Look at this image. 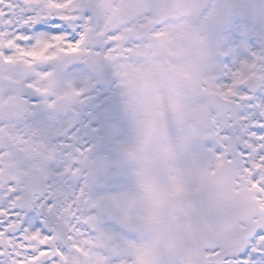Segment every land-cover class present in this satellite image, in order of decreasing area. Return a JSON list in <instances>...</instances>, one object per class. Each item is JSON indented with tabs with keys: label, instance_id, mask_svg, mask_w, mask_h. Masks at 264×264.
Wrapping results in <instances>:
<instances>
[{
	"label": "snow or ice",
	"instance_id": "obj_1",
	"mask_svg": "<svg viewBox=\"0 0 264 264\" xmlns=\"http://www.w3.org/2000/svg\"><path fill=\"white\" fill-rule=\"evenodd\" d=\"M0 264H264V0H0Z\"/></svg>",
	"mask_w": 264,
	"mask_h": 264
}]
</instances>
